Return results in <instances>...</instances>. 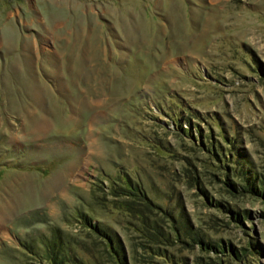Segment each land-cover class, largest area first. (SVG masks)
<instances>
[{"label":"rangeland","instance_id":"374dc122","mask_svg":"<svg viewBox=\"0 0 264 264\" xmlns=\"http://www.w3.org/2000/svg\"><path fill=\"white\" fill-rule=\"evenodd\" d=\"M240 157L264 176V0H0V264H48L20 242L52 226L115 264L80 212L125 264H264V199L225 184ZM169 215L167 245L144 220Z\"/></svg>","mask_w":264,"mask_h":264},{"label":"trees","instance_id":"16d2710c","mask_svg":"<svg viewBox=\"0 0 264 264\" xmlns=\"http://www.w3.org/2000/svg\"><path fill=\"white\" fill-rule=\"evenodd\" d=\"M238 160L240 161L238 162L239 167H237V171L235 172L236 175H238L242 180L241 184L229 178L227 179V181H225V184L230 187L231 190L246 191L249 193H253L254 196L256 195L264 199V176H262V178H259L257 174L250 168V166H248L249 164L247 161L243 160L241 157L238 158ZM245 165L246 168L244 169ZM111 181L112 184L107 186V192L111 194V196L122 197V201L127 206V209H129V211H132L134 209L135 211H138L137 209H139L140 212H143V210L138 207L139 205L137 206L135 205V203L142 204V206H147L148 198L145 191L140 187L138 183L134 182L131 179H127V184H118V181L112 178ZM200 191L204 193V196L207 197L204 190L200 189ZM139 201L143 203H140ZM230 212H232L233 214L232 218L240 221L242 215L239 213V211L237 212L230 210ZM80 216L83 222L89 227V229L95 232L96 235H98V237L102 239L104 249L107 253H109L112 261L115 264H125L124 250L120 245L119 239L109 229H105L103 228V226L93 223L90 220L89 216L83 214L82 212H80ZM169 216L171 217V220L174 221V224L172 223L173 225L168 230L162 228L160 223L155 219L152 221H150L149 219H147L148 221L146 219L144 220V224H146L148 227H151L150 230L148 229V227H146L145 232L153 234L155 239L160 240L161 242L163 240L166 241L165 244L167 245L168 242H174V240H176L177 238L179 239V237L182 239V232L180 230L181 227L178 226L177 223H175V217H172L171 215ZM185 228L186 232L192 234L191 227L188 226ZM199 241L200 243H202L201 245L203 247L209 248V250L214 249L218 250L219 252H223L222 244L219 245L218 243H209L203 240ZM20 245L25 248V250H30V254L32 256L31 258H34V256L39 257L41 261H46L48 264H88L79 256V253L77 252V242L74 241L67 232L58 227L52 226L49 230V234L42 237L40 236L39 242L36 243V245H31L23 241L20 242ZM251 245L252 247L255 246L252 241ZM154 251L156 255H167L164 248L162 250H160V248H157ZM234 254L237 255V253Z\"/></svg>","mask_w":264,"mask_h":264}]
</instances>
